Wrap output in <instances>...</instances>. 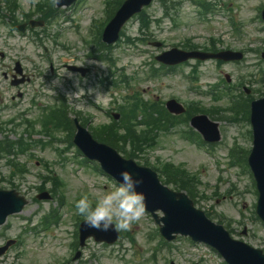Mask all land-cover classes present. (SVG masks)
I'll list each match as a JSON object with an SVG mask.
<instances>
[{
    "label": "rangeland",
    "instance_id": "obj_1",
    "mask_svg": "<svg viewBox=\"0 0 264 264\" xmlns=\"http://www.w3.org/2000/svg\"><path fill=\"white\" fill-rule=\"evenodd\" d=\"M106 1L109 0H82L74 8L62 11L55 24L48 27L49 37L39 35L43 43L37 51L32 48V45L35 46L33 37L28 34L21 36L0 21V52L6 56L4 61L0 59V76L13 58L21 59L27 67H30L29 61H40L47 70V65H45L47 62L40 57L50 55L53 58L52 63L56 76L50 82V86L65 94L66 97L83 90L84 94L81 98L77 99L72 96L71 105L75 109L83 111L84 114L90 115L92 117L91 125L107 123L108 117L105 111L112 107L113 101L118 100V103H121L123 97L127 96L130 91L124 87H120L116 91L110 88L106 91L102 90L98 81L108 76L110 70L108 63L89 58L87 52L94 45L90 42H87V45L83 43L91 41L90 28L94 21H102L106 17L107 10L104 8ZM172 1L177 4L173 21L162 16V7L158 0H155L147 10V13L155 19H160V23L153 25L151 31L154 41L164 43L165 47L168 48L181 42L188 35H193L200 42L213 35L220 39L219 47L221 48L257 49L259 53L264 49V24L258 19V9L264 5V0H206L213 4L215 2L214 5L217 6L215 11L207 15L204 20L198 17L196 12L198 7L193 3V0ZM36 2L38 0H19L21 10L24 12H31L33 4ZM18 19L21 20V17L18 16ZM233 21L236 30L231 26ZM124 32L126 35L138 36L136 20L128 23ZM56 35L58 37H55ZM53 38H57V40ZM54 44H58L60 48H56ZM42 47H46L47 51L44 52ZM107 54L115 59L116 69H123L128 76H136L138 80L136 83L131 82V86L140 91L144 98H150L152 91H155L162 97L176 95L186 101L194 99L203 102L206 106L215 105L213 100L210 101L208 97L189 94L187 83L181 77L180 72L172 73L164 81L150 84L144 74L148 68L145 63L152 59L155 50L149 46L127 48L120 45ZM245 59L242 63L221 68L215 66V69L211 62L202 64L200 70L202 73L201 90L207 91L209 85L218 82L221 78L219 69L222 70L223 67L225 73H229L235 81L240 76L254 73L259 66H264L259 62V54L254 52L246 53ZM67 64L89 67L91 70L89 78L80 79L69 73L64 67ZM143 71L145 72L142 73ZM41 81L42 78L38 80L39 83ZM258 87L264 91V85ZM43 89L44 87L38 90L39 97L36 99L45 104L51 99L52 91ZM0 91L3 90L0 88ZM30 98L31 95L28 96L26 102L18 107L6 109L0 114V121L23 110L28 111L22 113L27 118H36L39 110L29 107ZM221 123H223V138L221 145L212 151V157L202 151L201 155L195 153L194 151L198 153L200 151L173 133L160 138L159 144L149 153L148 159L154 165L158 160L171 162L183 166L192 173H199V178L204 183L201 190H204L208 198L199 199L198 206L206 211L211 208L214 213L223 214L226 219H231L234 238L264 250V226L255 221L252 215L256 197L250 177L241 168H229L226 165L227 150L233 142H237L242 147H250L249 126L245 122L231 124L221 121ZM21 129L22 127H19V131ZM57 138L62 139L63 135H59ZM64 145L66 144L60 142L50 148L35 149V155L49 164L51 163L52 170L65 183L68 205L63 208L61 223L46 233L40 232L36 238L31 234H24V227L30 223L35 225L43 213H47L49 208L57 205L55 200L41 201L39 204L31 202L23 214L10 218L7 225L0 228V245L8 238L22 242V244L17 243L18 245L16 244L4 256L0 257V264H168L169 261H173L175 264L196 262L199 264H222L221 259L211 250L201 245H191L185 239L178 238L171 250L158 246L159 238L156 235V226L146 214H143L139 221L132 223L126 230L129 231L130 237H121L120 241L113 246H104L88 240L84 248L81 249L82 254L79 259L72 260L75 253L70 245L74 241L75 222L73 216L75 212L70 210L69 204L74 203L75 198L84 193L96 200L106 191H111L114 185L106 177L93 173L89 164H81L82 159L75 153V150L70 148L63 157H58L56 149L62 148ZM19 161L27 164L29 173L23 182H20V179L18 181L15 179V187L20 193L31 198L36 194L35 188L40 183L37 174L44 173V168L37 166L35 161L29 159L28 156L20 157ZM5 166L0 162V173L4 175L8 172V167ZM229 189L232 191L228 200H217L218 197L212 194L215 190L221 194ZM236 192L238 194L235 195ZM29 219L32 221L27 222ZM244 228H246V235L242 236L241 232Z\"/></svg>",
    "mask_w": 264,
    "mask_h": 264
},
{
    "label": "clouds",
    "instance_id": "obj_2",
    "mask_svg": "<svg viewBox=\"0 0 264 264\" xmlns=\"http://www.w3.org/2000/svg\"><path fill=\"white\" fill-rule=\"evenodd\" d=\"M83 94V90H80L75 96L79 99ZM72 96H68L69 103H72ZM119 177L113 189L106 191L95 202L87 193L81 194L75 201V213L83 218L87 228L104 232L126 231L143 216L145 197L137 190L143 180L127 170L120 172Z\"/></svg>",
    "mask_w": 264,
    "mask_h": 264
},
{
    "label": "water",
    "instance_id": "obj_3",
    "mask_svg": "<svg viewBox=\"0 0 264 264\" xmlns=\"http://www.w3.org/2000/svg\"><path fill=\"white\" fill-rule=\"evenodd\" d=\"M125 13H126V9L124 8L120 13L117 14V16L115 17L112 23V26L114 27L119 26L127 16L125 15ZM259 110L264 111V105L259 107ZM255 140L257 144V161H258L257 165H259L260 162L264 161V135L262 129L260 128L257 129ZM257 175L259 177L260 186H261V209L264 211V166L259 165ZM183 208L186 210H190L188 204L185 201L181 200L179 203H177L175 210L177 214H179L180 216L186 217V222L200 226L205 230H207L208 232H210L215 238H211V237L209 238L214 239L215 242L220 243V241H222L224 244L231 245L230 242L227 240L226 236H224L223 234H221L220 232L214 229L209 228L199 214L196 213L193 214V216H188L185 214ZM188 226L186 225L183 227H188ZM263 261H264L263 259H259V261L257 262H263Z\"/></svg>",
    "mask_w": 264,
    "mask_h": 264
},
{
    "label": "trees",
    "instance_id": "obj_4",
    "mask_svg": "<svg viewBox=\"0 0 264 264\" xmlns=\"http://www.w3.org/2000/svg\"><path fill=\"white\" fill-rule=\"evenodd\" d=\"M131 142H135L136 138L133 136L130 138ZM104 142L107 143H111V139H104L102 140ZM163 172L165 173L167 180H171L172 178L174 179L173 182L179 186H186L187 182L185 180V177L182 175V171H175L173 170L170 166H166L163 170ZM175 179H178V181H176Z\"/></svg>",
    "mask_w": 264,
    "mask_h": 264
}]
</instances>
